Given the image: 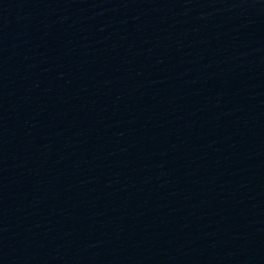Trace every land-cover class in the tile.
I'll list each match as a JSON object with an SVG mask.
<instances>
[{
	"label": "water",
	"instance_id": "water-1",
	"mask_svg": "<svg viewBox=\"0 0 264 264\" xmlns=\"http://www.w3.org/2000/svg\"><path fill=\"white\" fill-rule=\"evenodd\" d=\"M0 264H264V0H0Z\"/></svg>",
	"mask_w": 264,
	"mask_h": 264
}]
</instances>
